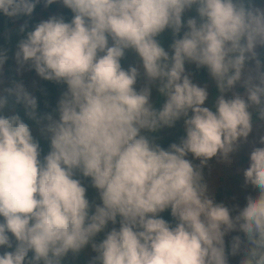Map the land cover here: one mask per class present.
Returning <instances> with one entry per match:
<instances>
[{
    "label": "clouds",
    "instance_id": "clouds-1",
    "mask_svg": "<svg viewBox=\"0 0 264 264\" xmlns=\"http://www.w3.org/2000/svg\"><path fill=\"white\" fill-rule=\"evenodd\" d=\"M41 3H62L73 18L21 24L15 59L66 90L55 113L43 115L22 83L0 92V264H64L89 249V264H230L237 256L264 264V147L244 170L257 194L243 208L218 202L203 172L247 142L254 111L264 120L256 51L264 8L254 0H0V16L30 19ZM191 10L197 17L185 23ZM168 30L171 55L158 40ZM128 50L139 59L126 70ZM8 58L0 48V74ZM186 63L214 79V111ZM157 83L159 110L151 103ZM16 105L49 141L46 155ZM181 120L186 135L167 150L147 135Z\"/></svg>",
    "mask_w": 264,
    "mask_h": 264
},
{
    "label": "rangeland",
    "instance_id": "rangeland-1",
    "mask_svg": "<svg viewBox=\"0 0 264 264\" xmlns=\"http://www.w3.org/2000/svg\"><path fill=\"white\" fill-rule=\"evenodd\" d=\"M255 6L264 8V0H254ZM41 5L42 12L46 13V16L43 17L42 15H39L41 21L47 20L52 16H57V13L63 8L62 3H56L54 4L57 7V12H50L47 7L44 6L43 3ZM184 16H188V12L185 13ZM260 47L258 46L256 51L257 54L259 52ZM131 51V50H128ZM126 53H129V52ZM134 53V51H131ZM170 55L172 54L171 51H168ZM128 57V56H127ZM128 67L126 70L137 63V61L133 57H128ZM262 66L264 64L261 63ZM195 66V64L192 63H186V73L190 75V78L193 80L192 74L189 72L190 68ZM247 68L251 70L253 73L255 72L256 68V62L250 61L247 64ZM263 70V68H262ZM30 66H25L23 69H20L19 65L16 62L15 56L10 65L5 66L3 68V73L0 74V92H2L6 88L13 87L15 83H22L27 91L33 95L34 90L36 88V85L38 86L39 82L41 81V77L36 73L34 76L29 73ZM33 76V77H32ZM210 82L204 87L207 89L209 93V99L206 101L205 106L210 108L211 110H215V102L218 96L220 95L218 87H216V83L214 79L209 77ZM146 83L145 78L141 77L138 80V83L136 85L137 89L139 90L141 87H143ZM193 83H195L193 81ZM35 84V85H34ZM196 84V83H195ZM198 85V84H197ZM199 86V85H198ZM158 87L159 84L157 83L152 87V94H151V103L153 106L157 109L159 106H157L154 102V98H156L158 93ZM216 87V88H215ZM65 91V90H64ZM236 92L239 93L241 96L245 94V89L241 87L240 85H237ZM63 91H61L56 99V104L53 110V113H55V109L58 103V100L61 97V94ZM232 93L228 94V98H231ZM15 99L11 98V103L14 104ZM158 110V109H157ZM8 114H11V111H8ZM33 135L34 137H38L41 139L46 140L48 143L49 141L45 139L43 136H41L39 127L37 125L32 127ZM170 129H166V132L169 133ZM164 132V134H166ZM156 133H150L147 135L153 136ZM160 136L163 135V131L159 132ZM261 137H264V123L261 124H253V131L248 137V140L246 143L243 141L241 142L239 150L233 154L232 157L228 161L219 160L218 158H213L211 161H209V164L207 167L203 169L204 177L206 182L209 184L210 194L214 195L216 200L218 202H223L227 206H235L239 205L240 208H243L247 203V196L248 195H256L257 190L252 188L251 186L245 187V177L243 175L244 170L249 167L250 164V153L253 151L256 147H264V144L261 143ZM156 139V138H155ZM50 144V143H49ZM242 157H246L249 161L246 164H239V161ZM188 159L192 160L194 164H199L200 162L195 160L191 154H189ZM84 185L88 188V198L90 200L97 198V192L95 189L90 187V184L84 183ZM218 191H222V194L218 196ZM226 191L230 192V195H226ZM240 233H233L232 236L237 235ZM242 235V234H240ZM231 239L230 237H226V243H228ZM92 255L90 249L86 252H83L80 254L78 258H73L71 255L67 258L72 264H89L90 256ZM241 256L237 257H231L230 258V264H239Z\"/></svg>",
    "mask_w": 264,
    "mask_h": 264
},
{
    "label": "trees",
    "instance_id": "trees-1",
    "mask_svg": "<svg viewBox=\"0 0 264 264\" xmlns=\"http://www.w3.org/2000/svg\"><path fill=\"white\" fill-rule=\"evenodd\" d=\"M47 8L52 13L57 12V7L54 4L51 6H48ZM39 15H42L43 17L46 16V13L42 12L41 10V5L37 6L33 16L30 19L22 18L19 21H11V20H8L7 18H4L3 16H0V48L8 49V57H9L5 66L10 65L12 63L15 53L17 51V41L21 37V34L18 31L14 32L13 30L18 29L19 26L21 24H24L25 22L28 23L29 30H31L36 24L41 22ZM57 16H63L66 22H70L71 19L73 18V13L63 5V8L57 13ZM196 17H197V13L195 12V10H191V11H188V16H184L183 19H184V22L186 23L187 19L196 18ZM184 30L186 31L187 29H184ZM9 33H13L11 36V40L8 39ZM182 36H183V31L180 34V38H182ZM175 38L176 37L173 36V33L170 30H168L165 33H163L158 38V40L161 43L162 47L165 48L166 51H171V45L174 42ZM128 52L129 53H126L125 58L121 61L122 67L124 69L128 67V62H127L128 57L130 58L133 57L136 61H138L139 59L135 52L134 53H132L131 51H128ZM258 59L260 63L264 64V47H260L259 52H258ZM189 72L193 76V81L199 86H205L210 82V79H209L210 74L207 68H198L195 65L192 68H190ZM29 73L33 76L36 74V72L32 69H30ZM64 90H66V86L57 85L54 82L41 79L38 86L36 85V88L33 93V96H35L38 100V112L41 115L45 113H53L57 96L61 91H64ZM154 99H155L154 100L155 104L159 106L157 109L158 110L161 109L163 104L165 103V97H163L158 91L157 96ZM16 109H17L18 114H20L21 117L25 119L26 123H29L31 127L36 125L34 122L29 121L27 120L26 117H24L22 105H16ZM261 123H264V120H261L259 118L258 113L254 111L253 112V124H261ZM166 129H170L169 133L166 132ZM160 131H163V135L161 136L159 134ZM160 131H158V133L154 135V138H156L155 139L156 142L160 144V146L163 147L165 150H167L170 147V145L173 143L179 144L181 139L185 137L186 135V133L183 131V120L177 122V124L173 128H163ZM164 132H166V134H164ZM35 138L39 140L42 152L44 155H46L48 151L50 150V144L44 139H41L38 137H35ZM248 161L249 160L246 157H242L239 161V164H246L248 163ZM84 183L90 184V181L84 180ZM225 193L227 196L230 195L229 191H226ZM221 194H222V191H218V196H220ZM163 218L171 221L170 213H164ZM64 264H72V263L69 260H66Z\"/></svg>",
    "mask_w": 264,
    "mask_h": 264
}]
</instances>
